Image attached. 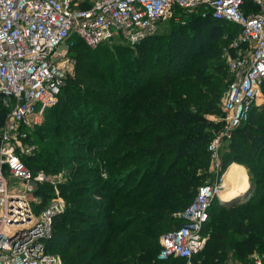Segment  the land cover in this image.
<instances>
[{
	"label": "trees",
	"instance_id": "obj_1",
	"mask_svg": "<svg viewBox=\"0 0 264 264\" xmlns=\"http://www.w3.org/2000/svg\"><path fill=\"white\" fill-rule=\"evenodd\" d=\"M251 9L247 0L244 10ZM176 15L177 28L134 47L106 42L92 49L72 41L75 76L45 122L28 132L34 151L23 161L34 174L54 176L77 163L70 167L72 182L60 186L69 205L54 219L47 243L62 264H185L157 259L160 237L186 223L180 214L200 187L212 183L208 146L224 130L225 115L210 116L219 114L233 80L221 55L227 48L237 56L230 36L240 28L210 13ZM203 31L206 43L198 39ZM132 51L136 57L128 59ZM121 61L128 67L114 84L110 69ZM81 104L88 106L81 110ZM257 110L225 140H231L229 162L250 166L249 192L213 202L207 247L190 264H229V246L239 261L264 251V120L254 121ZM7 114L0 99V127ZM91 151L102 165L81 162ZM87 174L94 177L83 179ZM43 188L41 208L52 196L48 185Z\"/></svg>",
	"mask_w": 264,
	"mask_h": 264
},
{
	"label": "built area",
	"instance_id": "obj_2",
	"mask_svg": "<svg viewBox=\"0 0 264 264\" xmlns=\"http://www.w3.org/2000/svg\"><path fill=\"white\" fill-rule=\"evenodd\" d=\"M251 1L254 9L247 13V0H0V99L8 110L0 127V264H62L47 243L54 219L65 211L64 203L54 197L40 207L38 192L51 179L26 166L23 158L33 155L34 149L23 144L28 131L41 126L58 102L72 41L92 49L106 42L136 46L173 6L238 25L233 47L246 48L248 54L229 60L234 78L221 100L225 128L208 146L219 170L221 144L250 120L264 95V0ZM225 181L224 173L199 188L180 214L186 223L160 237L159 261L183 259L190 264L206 249L210 209L215 200L223 201ZM253 257V263L235 264H264V258Z\"/></svg>",
	"mask_w": 264,
	"mask_h": 264
},
{
	"label": "rangeland",
	"instance_id": "obj_3",
	"mask_svg": "<svg viewBox=\"0 0 264 264\" xmlns=\"http://www.w3.org/2000/svg\"><path fill=\"white\" fill-rule=\"evenodd\" d=\"M178 10H180V12H184L185 13L184 10L178 9L176 6H173V8L170 11V13L166 17H164L160 21H158V23L156 24V27L154 28V30L151 33V35L148 36V38L149 37H157V36H161V35H166L173 28H177V26H178L177 23H181V22H179L180 21L179 16L176 15V12ZM182 24H184V23H182ZM206 32L207 31H203L202 36L198 38L203 43H206L208 41V36H207V33ZM238 37H239L238 31L234 32L230 36L231 49H232V45H235L236 42L238 41ZM114 44H116V43H113L112 45H114ZM120 45H126L127 46L129 44H125V43H121L120 42ZM103 46H106V45H103ZM130 46L131 47H134L133 45H130ZM120 47H122V46H120ZM75 52H76V50H72L71 47L68 49V54L66 56V60H65V64H64L65 65L66 74H67L66 75V78H65L64 88H65V86L68 85V82L71 81L70 78L75 76V70H76V59L74 58ZM241 53L242 54H245V53L248 54V49L241 48V50H240V48H237L236 49V55L241 54ZM127 57H129L128 59L135 58L136 56H134V51L130 52V54ZM231 57H233V56H231L229 54V50L227 48H223V53L221 55V60L227 66V68H228V63H229V60H230ZM113 59H115V61L118 62L119 60L122 59V55L121 54H114V58ZM130 61H132V60H130ZM126 62L127 61H125V64L122 61L119 64H115V65H114V63L112 64V67L110 69V78L111 79H114V84L120 83V81H122V79H123V71L125 72V70L128 67V65L126 64ZM62 99H64L63 96H62ZM81 103H83V102L81 101ZM86 107L84 106V104H81V108L80 109L82 110V109H84ZM258 109L259 110H257V112L255 114V120H254L255 122H259V121L264 120V95H262L258 99ZM219 110H220V112H219L218 115H211L210 116V118L212 120H218L220 118V116H221V114L223 112L222 103H220ZM48 115L50 116L51 115V112ZM49 116L46 118V123L50 121ZM33 130L34 129H30L29 131L32 132ZM59 135L61 137H65L64 136L65 135L64 133L63 134H59ZM69 137H72V136H69ZM236 137L237 136H234L233 138H236ZM233 138H232V140H233ZM230 141H226V142L224 141L221 144L220 148H219L218 157H217L218 158V162L217 163L219 165V170H217L214 167L215 166V161L212 159L211 169H210L211 177L208 180L209 182H215L216 180H218L220 178V176L222 174L225 173L226 182L228 184L229 183V178H230V176H229L230 173L227 175V170H229L231 164H239L237 162H232V163L229 162V158L227 157V154L226 153L228 152ZM32 143H33V141H32V138H31L30 140L24 142L23 146H27V145L33 146ZM241 149L242 148H238L237 151L240 152ZM85 157H87V158L84 159V160H82L81 162L85 163V165L87 166V168L88 167H93L96 164L97 165H102L101 162L99 163V161L96 158H94L93 151L88 152L87 156H85ZM100 161H102V160H100ZM81 162H79V163H81ZM76 164H77L76 162H72L71 161L67 166L61 167V169L59 171V174L54 175V176L49 175V178L51 179V182L52 183L51 182H48V183L43 184V186L44 185H48L49 188L46 189V190L52 193V196L49 199L48 203L54 197H56L58 199H62L63 200V203H64V209L66 210V208L68 207L69 204L67 203L66 199L61 196V188H60V186H62L65 183L72 182L71 178L69 177L70 167H72V166H74ZM248 168H249V174L252 176V172L250 170V166H248ZM233 169H234V167L231 169V171ZM103 171L102 172L105 173V170H103ZM105 175H103V177H105ZM89 177H94V174H87V175L84 176L83 179H88ZM14 182H17V181H14ZM230 188H231V189H229L230 190V193L231 192L232 193L227 195V198H228L227 200H231V199L235 198L240 193L241 194L244 193L242 195V196H244L246 193L249 192V191H244V192L241 191V192L238 193L237 191H239L240 189H234V187H230ZM235 192H237L238 194L233 197L232 194L235 193ZM55 193H57L58 195L55 194ZM215 208L214 209L212 208L213 209L212 215L215 213V211H214ZM217 208H219V206ZM213 218H214V216H213ZM229 249H230V251H229V253H230L229 263H232V264H235L237 262H244V263L245 262H249V263H253V261H254V257L253 256H251L248 259H245L243 261H239V260L236 259V257H233V249H232V246H229ZM256 257H258V258H264V251L263 250H260L258 253H256Z\"/></svg>",
	"mask_w": 264,
	"mask_h": 264
},
{
	"label": "crops",
	"instance_id": "obj_4",
	"mask_svg": "<svg viewBox=\"0 0 264 264\" xmlns=\"http://www.w3.org/2000/svg\"><path fill=\"white\" fill-rule=\"evenodd\" d=\"M233 167L234 169L231 171ZM229 173L230 178L227 186L228 190L230 187H234V189H240L242 192L248 191L250 189L251 175L249 174L248 166L244 164H231L229 170H227V175Z\"/></svg>",
	"mask_w": 264,
	"mask_h": 264
},
{
	"label": "bare ground",
	"instance_id": "obj_5",
	"mask_svg": "<svg viewBox=\"0 0 264 264\" xmlns=\"http://www.w3.org/2000/svg\"><path fill=\"white\" fill-rule=\"evenodd\" d=\"M225 186H228V184H227L226 181H225ZM227 189H228V188H227ZM229 189H230V188H229ZM237 192L239 193V192H241V191L239 190V191H237ZM237 192H235V193L232 194L233 197L236 196V195L238 194ZM231 193H232V192H231ZM231 193H230V190H229V191L227 190V192H225V193L223 194V196H222V200H223V201L227 200V199H228V198H227V195H228V194H231ZM232 195H231V196H232ZM231 196H230V197H231Z\"/></svg>",
	"mask_w": 264,
	"mask_h": 264
},
{
	"label": "water",
	"instance_id": "obj_6",
	"mask_svg": "<svg viewBox=\"0 0 264 264\" xmlns=\"http://www.w3.org/2000/svg\"><path fill=\"white\" fill-rule=\"evenodd\" d=\"M205 8H206L205 6L201 7V11L205 10ZM243 194H244V193H242V194H240V195H238V196H236V197H239V196H241V195H243ZM236 197H235V198H236ZM235 198H233V199H235ZM233 199L228 200L227 202L232 201Z\"/></svg>",
	"mask_w": 264,
	"mask_h": 264
}]
</instances>
